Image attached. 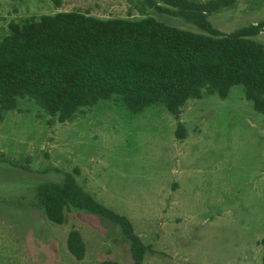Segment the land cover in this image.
<instances>
[{"label": "rangeland", "instance_id": "1", "mask_svg": "<svg viewBox=\"0 0 264 264\" xmlns=\"http://www.w3.org/2000/svg\"><path fill=\"white\" fill-rule=\"evenodd\" d=\"M59 12L103 20L151 17L203 34L142 0H0V38L11 21ZM263 20L264 0H236L207 16L220 33ZM252 40L264 44V28ZM177 123L182 140L174 136ZM67 174L130 222L150 248L141 264H262L264 116L239 86L225 99L187 101L177 119L160 106L132 115L111 98L59 124L32 101H19L0 121V264H131L117 225L76 209L55 225L36 207L37 188L59 184ZM71 229L84 243L81 261L65 247Z\"/></svg>", "mask_w": 264, "mask_h": 264}, {"label": "trees", "instance_id": "2", "mask_svg": "<svg viewBox=\"0 0 264 264\" xmlns=\"http://www.w3.org/2000/svg\"><path fill=\"white\" fill-rule=\"evenodd\" d=\"M142 1L203 34L151 17L103 20L78 12L9 22L0 38V121L5 112L16 111L21 100L32 101L48 118L63 124L111 98L132 115L160 106L177 119L187 101L211 95L225 99L233 86H239L251 109L264 116V44L252 40L264 28V20L220 33L207 16L233 7L236 0H157L167 8L155 0ZM174 136L185 137L180 123ZM35 199L45 219L55 225L66 223L70 209L117 225L128 243L131 264H141L150 251L125 217L97 203L70 174L59 184L40 185ZM259 245L264 264V237ZM65 247L76 261L83 259L85 247L76 230L68 232Z\"/></svg>", "mask_w": 264, "mask_h": 264}]
</instances>
